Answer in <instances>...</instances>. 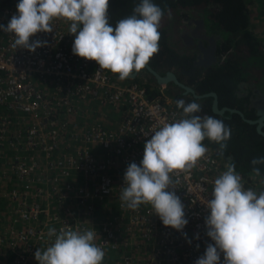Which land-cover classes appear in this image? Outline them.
Listing matches in <instances>:
<instances>
[{"label":"built area","instance_id":"2783aa9c","mask_svg":"<svg viewBox=\"0 0 264 264\" xmlns=\"http://www.w3.org/2000/svg\"><path fill=\"white\" fill-rule=\"evenodd\" d=\"M18 3L0 4V25L18 15ZM52 26L54 32L31 38L47 42L34 53L13 47V34L0 31V188L7 214H15L0 245L16 264H29L40 244L55 240L49 229L92 230L94 243L105 255H120V264H195L214 243L205 218L225 171L221 150L207 147L189 171L171 174L188 220L183 232L165 227L151 205L129 209L120 199L128 165H139L146 140L184 114L173 99L150 97L144 85L118 81L74 55L75 37L61 19ZM245 189L259 195L264 182ZM106 209L110 214L100 217Z\"/></svg>","mask_w":264,"mask_h":264},{"label":"clouds","instance_id":"9594fccd","mask_svg":"<svg viewBox=\"0 0 264 264\" xmlns=\"http://www.w3.org/2000/svg\"><path fill=\"white\" fill-rule=\"evenodd\" d=\"M18 15H14L0 31L14 36L13 47L35 52L47 42L32 40L37 33H52V22H70V34L75 37L73 54L95 61L100 69L118 74L127 80L139 73L159 51V27L164 11L152 0H141L132 15L109 22V0H19ZM82 25V29L78 26ZM184 117L163 125L144 144L140 164L132 162L124 174L125 186L120 199L129 209L151 205L165 227L183 232L188 224L185 206L172 187L171 174L189 171L208 152L207 138L226 148L231 130L223 121L210 116L194 115L200 105L177 101ZM253 165L264 164V158ZM214 182L212 198L207 202L210 215L205 218L207 235L214 243L195 264H264V192L259 195L245 189L234 162L227 163ZM260 175L259 168H253ZM48 235L54 242L45 250L37 249L38 264H102L104 250L94 243L96 231L83 232L55 228ZM199 239V236L196 237ZM191 244V241H188ZM198 247V246H197Z\"/></svg>","mask_w":264,"mask_h":264},{"label":"trees","instance_id":"16d2710c","mask_svg":"<svg viewBox=\"0 0 264 264\" xmlns=\"http://www.w3.org/2000/svg\"><path fill=\"white\" fill-rule=\"evenodd\" d=\"M10 2L11 0H0V4ZM152 2L164 11V16L159 27L161 34L159 51L150 59L148 65L161 75L167 71H172L181 82L192 87L198 94L215 92L218 97L219 108L225 106L236 108L241 110L246 118L255 119L257 117L255 109L249 108L246 105L248 97L242 96V93H246L248 90L243 88L245 78L242 70L234 59L235 56L227 54L231 48H234V54L251 55L257 53L264 55L257 38L249 30L246 0H152ZM140 3L141 0H109V22L111 26L115 27L119 20L132 15L134 8ZM175 9H205V14L210 23L227 33L229 38L218 39L216 62L205 67L195 65L194 54L175 45L172 40L173 33L169 27L170 13ZM234 41L236 42L233 43ZM144 72L149 74L145 68ZM138 77L139 73L134 79L127 80L144 85L150 97L160 95L159 85L156 84L152 76V83L141 81ZM169 85L174 86L173 84ZM250 93L249 90L248 95ZM171 95L174 106L182 114H184L183 109L177 107V101L183 100L186 104L195 102L200 105V111L194 115L210 116L221 120L231 130V137L226 142L227 146L222 152V157L226 164L234 162L236 172L241 176L244 188H249V183L252 180L264 182V164H252L254 159L264 158V136L257 133L255 125L245 122L235 113L225 112L224 115L213 113L211 110L212 98L210 97L195 99L190 94L183 95L180 89L175 90ZM203 144L206 147L220 149L219 144L207 138ZM254 167L259 168V176L253 172ZM224 168L226 171V167ZM7 203L6 201L2 207H6ZM6 218L3 216L2 222L6 223L7 226Z\"/></svg>","mask_w":264,"mask_h":264},{"label":"rangeland","instance_id":"374dc122","mask_svg":"<svg viewBox=\"0 0 264 264\" xmlns=\"http://www.w3.org/2000/svg\"><path fill=\"white\" fill-rule=\"evenodd\" d=\"M247 2V8H248V14H249V30L255 36L259 42V45L261 46L262 52L264 53V0H246ZM209 9V7H208ZM208 16L205 14V9L198 10V9H192V10H184V9H175L170 13L169 17V27L171 28V31L173 33L172 35V40L177 45L178 47H182L185 51L192 53V50L186 45L183 44V40L181 38V33H182V27L185 25L186 21L189 20L190 18H197V19H203L206 22V29L208 32L213 33L217 35L220 40L222 38H229L227 36V33L222 31L221 29L217 28L216 26H213L210 21L207 19ZM63 25L69 30L70 28V22L66 21L64 19H61ZM210 23V25H209ZM234 41L233 43H235ZM227 54H232L234 59L237 61L238 66L241 68L243 76L245 78V90H253V89H258L264 93V55L261 54H251L247 55L244 53H237L234 54V48H231ZM226 56V55H225ZM117 76V74H115ZM117 78V77H116ZM144 78V79H143ZM152 77L149 74H146L144 72V69H142L139 72V77L141 81H147L152 83ZM119 81L120 79L117 78ZM122 81V80H121ZM122 82L129 83L131 81L129 80H123ZM138 83V82H137ZM160 94L162 96H165L164 98H171L173 92L175 90L178 91L179 88L176 86H159L158 87ZM243 89V90H244ZM247 90V91H248ZM173 103V102H172ZM16 185H19L16 183ZM6 186V185H4ZM262 186V182H257L255 180H252L249 183V187L255 188V190L260 189ZM4 188H0L1 190H4ZM4 194V192H3ZM0 192V200L4 198L7 202V198ZM1 202V201H0ZM44 202V201H43ZM45 205V202H44ZM7 207L0 209V222H2V217H7L6 221L8 222V218L12 217L10 214H7ZM57 214H64L65 212L61 209L53 208ZM110 214V210L106 209V211H103L99 214L100 217L108 216ZM15 216V214H14ZM13 216V217H14ZM5 220V219H4ZM5 226L6 223L2 222ZM11 224V223H10ZM18 226H22L24 223L17 221L15 223ZM9 224L5 227L2 228V224H0V233L5 231L6 228H8ZM54 240H48L46 243L40 244L41 246V251L45 250L48 246H50ZM10 252L12 256V251L8 248L7 244L5 246L0 245V254H8ZM6 254V256H7ZM120 255H105L104 261L102 264H120ZM11 260V261H10ZM7 261V260H6ZM5 261V262H6ZM8 261V264H16L15 262V257H11ZM29 264H38V262L35 259V256H31L29 259Z\"/></svg>","mask_w":264,"mask_h":264},{"label":"water","instance_id":"95a60500","mask_svg":"<svg viewBox=\"0 0 264 264\" xmlns=\"http://www.w3.org/2000/svg\"><path fill=\"white\" fill-rule=\"evenodd\" d=\"M203 23V21H200ZM79 28L82 29V25L78 26ZM203 38H207L206 35L203 36ZM216 46L215 44L212 46V50L209 51V56H208V62H194L196 65H199L198 63L202 64L204 67L209 66L216 62L217 58L216 55L214 54ZM145 69L147 72L154 78L156 84L159 86H165L168 84H173L174 86L178 87L180 90H182L183 95H192L193 98L195 99H201L204 97H210L212 98V103H211V110L213 113L218 114V115H224L225 112H229L231 114H238L245 122L255 125L257 133L260 135L264 136V105L259 106L256 111L255 115L257 116L255 119H249L246 118L244 113L236 108H230V107H218V97L215 92H208L204 94H198L195 92V90L181 82L177 76L172 72V71H167L165 74L161 75L159 72L155 71L150 65H146ZM137 73H133L129 79H134L136 77Z\"/></svg>","mask_w":264,"mask_h":264},{"label":"flooded vegetation","instance_id":"af4514ba","mask_svg":"<svg viewBox=\"0 0 264 264\" xmlns=\"http://www.w3.org/2000/svg\"><path fill=\"white\" fill-rule=\"evenodd\" d=\"M200 21H203V23ZM204 35H206L207 38H203ZM181 38L184 42L183 44H186L192 50L196 62H208L209 51L212 50L214 44L216 46L214 54L216 55L217 53L219 37L208 32L206 29V22L203 19L190 18L187 20L182 27ZM198 64L199 66H203L200 63ZM243 88H245V85ZM248 91L242 93V96L248 97L246 105L249 108H254L256 111L259 106L264 105V93L258 89H251V93L248 95Z\"/></svg>","mask_w":264,"mask_h":264},{"label":"crops","instance_id":"0c3cea01","mask_svg":"<svg viewBox=\"0 0 264 264\" xmlns=\"http://www.w3.org/2000/svg\"><path fill=\"white\" fill-rule=\"evenodd\" d=\"M1 192V191H0ZM1 202H0V209H2V208H5V207H2L4 204H6V200L4 199V198H2V200H0ZM7 205H8V203H7ZM7 205H6V207H7ZM7 209V208H6ZM0 224H2V228H5L6 227V225L3 227V223L2 222H0ZM4 232V231H3ZM2 233V232H1ZM0 233V234H1ZM7 254V253H6ZM6 254H0V264H8V262H10V261H8L11 257L13 258V256H14V254H12V256H11V254H10V252L7 254V256H6ZM7 260V261H6ZM6 261V262H5Z\"/></svg>","mask_w":264,"mask_h":264}]
</instances>
